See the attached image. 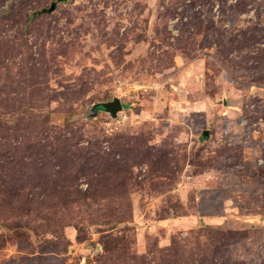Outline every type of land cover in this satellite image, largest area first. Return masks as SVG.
Here are the masks:
<instances>
[{
  "label": "rangeland",
  "instance_id": "rangeland-1",
  "mask_svg": "<svg viewBox=\"0 0 264 264\" xmlns=\"http://www.w3.org/2000/svg\"><path fill=\"white\" fill-rule=\"evenodd\" d=\"M0 264H264V0H0Z\"/></svg>",
  "mask_w": 264,
  "mask_h": 264
},
{
  "label": "water",
  "instance_id": "water-1",
  "mask_svg": "<svg viewBox=\"0 0 264 264\" xmlns=\"http://www.w3.org/2000/svg\"><path fill=\"white\" fill-rule=\"evenodd\" d=\"M54 6H55V2H53L47 10L46 9L44 10H46L47 12H50L54 9ZM121 110H122V103L119 97L114 96L111 100L93 104L89 109L90 113L88 114L87 118L89 120L93 119L94 117H96L98 111H102L108 114L110 118L115 119ZM206 134H207L206 131H204L203 135H206Z\"/></svg>",
  "mask_w": 264,
  "mask_h": 264
}]
</instances>
